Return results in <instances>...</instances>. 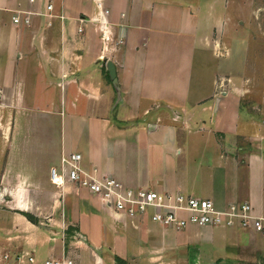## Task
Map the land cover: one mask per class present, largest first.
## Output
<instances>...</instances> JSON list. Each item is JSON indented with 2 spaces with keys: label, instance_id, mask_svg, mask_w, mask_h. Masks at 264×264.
Returning <instances> with one entry per match:
<instances>
[{
  "label": "crops",
  "instance_id": "0c3cea01",
  "mask_svg": "<svg viewBox=\"0 0 264 264\" xmlns=\"http://www.w3.org/2000/svg\"><path fill=\"white\" fill-rule=\"evenodd\" d=\"M104 2L124 43L100 60L96 24L80 20L95 0H0V264H264L253 228L177 230L52 182L62 156L79 152L86 169L126 187L264 210L263 9ZM21 10L36 12L29 24L14 22Z\"/></svg>",
  "mask_w": 264,
  "mask_h": 264
},
{
  "label": "built area",
  "instance_id": "2783aa9c",
  "mask_svg": "<svg viewBox=\"0 0 264 264\" xmlns=\"http://www.w3.org/2000/svg\"><path fill=\"white\" fill-rule=\"evenodd\" d=\"M96 12L94 16L80 19L96 24L101 42L100 60L108 58L124 40L116 38L113 23L110 20L111 11L104 0H95ZM54 8L53 3L46 5L45 15L50 16ZM32 11L21 10L14 15L17 24H29ZM83 31V27H79ZM83 155L79 152L66 153L62 156L61 166L51 169L52 182L62 189L65 185H75L77 189H86L94 194L102 205L120 215L130 217L147 216L152 222L177 230L187 229L189 226L206 225H239L253 228L264 234V210H258L250 202L232 203L226 208H219L214 201L185 193L172 191H157L148 188L126 187L118 179L110 175H99L95 170H88L83 166ZM34 264L35 258L29 257ZM43 264H75L72 258H51Z\"/></svg>",
  "mask_w": 264,
  "mask_h": 264
},
{
  "label": "rangeland",
  "instance_id": "374dc122",
  "mask_svg": "<svg viewBox=\"0 0 264 264\" xmlns=\"http://www.w3.org/2000/svg\"><path fill=\"white\" fill-rule=\"evenodd\" d=\"M245 1H248V0H245ZM256 2H257V4H256V7L257 6H259V7H261L262 9H263V11H262V13H264V0H256ZM244 6H245V8H244V10L246 11L247 9H248V7H249V12H251V6H252V2H251V0H249V3L248 2H245V4H244ZM255 7V8H256ZM248 12H245V17H249L248 15ZM245 19V18H244ZM245 26H248L249 27V24H248V20H246L245 19ZM243 42H244V44H247L248 43V45L250 46L251 44H252V37H249V36H244L243 37ZM261 45H263L264 44V37H262L261 36V38H260V42H259ZM243 62H244V66H246L247 65V67H249V69L247 70V69H244L245 70V75L244 76H253V72H252V69H251V67H252V62H251V57H246V56H244V58H243ZM259 65V67L260 68H263V66H264V59L263 60H261V62L259 61L258 63H256V66H258ZM260 76H261V74H260ZM257 77V76H256ZM207 264V263H206Z\"/></svg>",
  "mask_w": 264,
  "mask_h": 264
},
{
  "label": "water",
  "instance_id": "95a60500",
  "mask_svg": "<svg viewBox=\"0 0 264 264\" xmlns=\"http://www.w3.org/2000/svg\"><path fill=\"white\" fill-rule=\"evenodd\" d=\"M110 66H111V64H110Z\"/></svg>",
  "mask_w": 264,
  "mask_h": 264
}]
</instances>
